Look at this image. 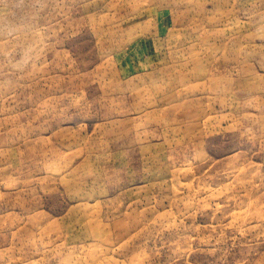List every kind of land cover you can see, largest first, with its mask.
I'll list each match as a JSON object with an SVG mask.
<instances>
[{
	"label": "rangeland",
	"instance_id": "1",
	"mask_svg": "<svg viewBox=\"0 0 264 264\" xmlns=\"http://www.w3.org/2000/svg\"><path fill=\"white\" fill-rule=\"evenodd\" d=\"M0 264H264V0H0Z\"/></svg>",
	"mask_w": 264,
	"mask_h": 264
}]
</instances>
